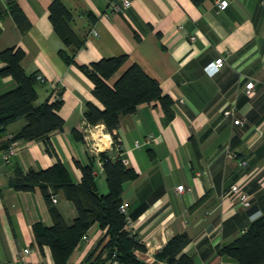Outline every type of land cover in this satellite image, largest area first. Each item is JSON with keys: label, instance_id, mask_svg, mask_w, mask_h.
<instances>
[{"label": "crops", "instance_id": "obj_1", "mask_svg": "<svg viewBox=\"0 0 264 264\" xmlns=\"http://www.w3.org/2000/svg\"><path fill=\"white\" fill-rule=\"evenodd\" d=\"M30 24L23 30L8 0H0V50L21 46L27 72L41 73L37 103L62 92L59 110L63 129L47 137L19 140L8 160L3 157L10 136L25 123L20 117L0 134V264H16L25 247L31 264H56L48 244L40 245L33 225L53 223L50 205L40 190L15 189L9 177L15 168L42 169L61 160L73 179H82L80 164L89 161L88 145L118 153L103 122L84 117L88 101L100 107L93 80L78 66L102 57L126 54L109 78L113 84L133 63L156 78L174 100L175 114L165 120L159 100L145 101L122 113L118 135L121 155L138 175L124 184L123 202L133 215V232L147 249L136 251L145 262L178 232L191 240L183 251L194 264H239L221 248L264 213V3L262 0H131L123 12L106 13L110 0H62L72 11L71 26L84 38L77 48L67 45L49 15L52 0H16ZM195 35V38H192ZM66 49L75 61L60 53ZM219 56L225 63L215 72L207 65ZM4 62L0 58V67ZM255 84L250 93L248 81ZM12 75H0V93L14 87ZM184 97V100L181 98ZM235 106L234 115L224 109ZM235 117L242 122L236 123ZM76 128L83 138H77ZM151 140L139 147L136 139ZM50 143L51 149H47ZM246 160V163H243ZM96 184L109 191L106 173L97 157ZM238 182L250 193L242 206L230 195ZM183 184V189L178 185ZM54 202L68 222L77 214L62 192ZM106 229L93 224L70 257V264H95L89 255ZM159 262V261H158Z\"/></svg>", "mask_w": 264, "mask_h": 264}, {"label": "trees", "instance_id": "obj_2", "mask_svg": "<svg viewBox=\"0 0 264 264\" xmlns=\"http://www.w3.org/2000/svg\"><path fill=\"white\" fill-rule=\"evenodd\" d=\"M14 18L25 30L30 22L16 0H8ZM200 1V0H197ZM49 15L57 33L67 45L75 50L84 44V38L77 35L71 26L72 11L62 0H52L49 4ZM60 53L67 61H75L74 55L66 49ZM25 50L21 46H7L0 50V58L4 64L0 67V75H12L16 85L0 93V134L5 125L25 117L26 123L9 139L32 140L47 137L56 129H63L65 119L59 110L63 104L62 92L59 97L46 99L37 103V72H27L23 66ZM127 55L102 57L89 63H78V66L93 80V92L102 102L103 107L88 101L84 117L90 124L103 122L112 134L117 155L111 156L106 151L98 155L89 153V161L80 165L82 179L76 182L69 168L61 161L42 169L15 168L9 177V184L15 189L40 190L50 205L53 223L47 225L42 221L34 223L36 239L40 245L48 244L56 264H70V257L80 243L83 234L95 223L105 228L106 232L89 257L95 264H113L109 262L115 254L119 264H189L191 256L183 251L191 237L186 231L178 232L156 252L157 261L145 262L136 251L146 250L145 243L136 232L125 228L128 211H122L123 189L125 182L134 179L138 173L128 166L121 155L118 128L122 113H130L137 105L145 101L159 100L165 112V120L170 121L174 114V100L165 92L160 82L147 74L143 68L133 63L111 84L109 78L120 68ZM77 138H83L74 128ZM9 145V144H8ZM47 149H51L50 143ZM102 161L106 173L109 191L100 192L96 184L97 157ZM62 192L71 200L77 214L68 222L52 200V195ZM221 253L233 257L239 264H264V213L253 220L245 231L234 240L225 243ZM159 261V262H158Z\"/></svg>", "mask_w": 264, "mask_h": 264}, {"label": "built area", "instance_id": "obj_3", "mask_svg": "<svg viewBox=\"0 0 264 264\" xmlns=\"http://www.w3.org/2000/svg\"><path fill=\"white\" fill-rule=\"evenodd\" d=\"M262 3H264V0H262ZM219 7L221 8H224L226 7L228 4H229V0H219ZM131 5V0H110L109 2V5H108V8L106 10V13H116V12H123L125 9H127L129 6ZM192 38H195V35H192ZM225 63V56H219L217 57L214 61H212L211 63H209L207 65V68H211L212 72H215L217 71L223 64ZM37 78L39 79V81H43L45 78L43 76V74L41 73H38L37 74ZM254 80H250L247 82L246 84V91L247 93H250L252 88L254 87ZM59 97V93L56 91V94H55V98ZM185 98L182 97L181 100H184ZM236 112V108L235 106H231V107H228L226 109H224L223 111V114L224 116H230V115H234ZM234 121L236 123H241L242 122V118L241 117H235L234 118ZM13 135L10 136V138L12 137ZM151 138L150 137H147L145 139H136L135 140V146L136 147H139L141 146L142 144H144L145 142L147 141H150ZM17 143H18V140H14V141H11L10 144L8 145L7 149H5L3 151V157L8 160L11 153L14 152L15 150V147L17 146ZM99 144L98 143H90L88 145V150H89V153L90 154H95V155H98V153L100 152L99 151ZM120 146V144H119ZM99 157V156H98ZM100 163L102 164V161L99 159ZM124 161L126 162V159L124 158ZM243 163H246V160H243ZM183 184H179L178 185V189H183ZM230 195H233L237 198L238 202L242 205V206H250L251 205V196H250V193L244 189L243 185L238 183V182H234L230 185V189L228 190V192ZM52 200L54 202H57L58 200V196L53 194L52 195ZM121 209L122 211L124 212H128L127 210V206L125 203H123L121 205ZM132 227H133V220L131 218L130 215H127V222L125 224V228L131 232H133L132 230ZM88 238V233H84L82 238L80 239V242L82 240H85ZM31 248L30 247H25L23 249V253L20 255V259L17 261L16 264H31L30 262H28L26 260V254H28L30 252ZM109 262L113 263V264H119V261L117 258H115V254L113 255V257H111V259L109 260ZM189 264H194V263H189Z\"/></svg>", "mask_w": 264, "mask_h": 264}]
</instances>
